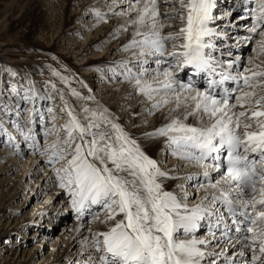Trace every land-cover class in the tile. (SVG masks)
Returning <instances> with one entry per match:
<instances>
[{
    "label": "snow or ice",
    "instance_id": "snow-or-ice-1",
    "mask_svg": "<svg viewBox=\"0 0 264 264\" xmlns=\"http://www.w3.org/2000/svg\"><path fill=\"white\" fill-rule=\"evenodd\" d=\"M241 3L251 23L232 37L229 18ZM217 6L106 0L107 11L89 9L97 23L123 18L110 35L127 36L118 49L127 56L95 70L128 83L148 116L162 113L160 126L139 136L67 66L46 65L55 79L41 87L25 77L0 99L50 166L78 233L91 217L75 264H264V0H237L220 15ZM249 45L247 57L234 55ZM161 142L160 154L180 163L151 153Z\"/></svg>",
    "mask_w": 264,
    "mask_h": 264
},
{
    "label": "rangeland",
    "instance_id": "rangeland-1",
    "mask_svg": "<svg viewBox=\"0 0 264 264\" xmlns=\"http://www.w3.org/2000/svg\"><path fill=\"white\" fill-rule=\"evenodd\" d=\"M89 1L91 0H75L73 4L69 5L67 3L69 0H65V2L64 0H60L62 5L58 7L57 12L59 14L54 12L53 15L51 12H47L49 6L41 7V9L37 7L35 4L37 0H0V99L7 102L9 97L13 95L10 90V84L23 85L26 83L25 77H30L37 82L38 86L42 87V82L45 78H52L48 68L45 66L51 65L54 68H60L63 65L67 66L70 72L78 79L87 83L93 89L92 95L95 96V101L107 106L116 116L120 117L121 123L131 130L133 134L148 131L154 126V117L160 112L148 116L147 112H142L143 108L146 107L144 106L146 105L144 99L140 98V95H130L129 93L133 90L130 86H127L128 83L112 78L110 72L100 73L95 70L96 68H106L110 66L111 61L120 60L122 57L127 56V53L116 52L120 41L125 42L127 36H121L119 38L120 41L115 43V40H104L105 34L102 35V30L104 27H107V22L115 19L118 20L117 22H120L123 18L110 16L107 22L97 23L93 27L89 25L88 27L84 26L88 24L86 19L88 13L85 12H90L88 9L91 7H98L97 3L91 4ZM108 2L110 3L111 0H108ZM221 2V6L216 9L217 15L234 8L235 0H221ZM85 4H88L87 9L83 8ZM74 6L80 9L76 10ZM100 9L107 11L104 6H101ZM91 15L92 18L90 19L96 21L95 16ZM229 19L232 21L233 27L237 26L240 28L242 25H238L240 22L242 23V16L235 11H232ZM247 23L249 25V21ZM229 34L232 37H236L232 32ZM67 37H69L68 39L71 42L66 40ZM99 40L101 41L98 44L87 47L92 41L97 42ZM234 42V40L227 41V43ZM250 48L251 45L248 48L241 47L237 51L242 50L244 57L249 54ZM244 52L247 54L245 55ZM52 57H56V60H53ZM99 57L103 58H101V62L103 63L97 66L92 61ZM85 63L88 64L86 65ZM82 65H85V68ZM5 68H11L17 73V76L11 77L7 71H4ZM41 70L43 74H41ZM97 73L100 75L98 77L99 82L104 83V89L100 90L96 87L95 79L97 78ZM82 91L87 93L86 89ZM132 96L138 99L136 101L130 99ZM16 99V97H13V104ZM133 102H136V104L133 105ZM126 106L130 107V109ZM28 107H31V105H28ZM132 107H135L137 111V114L134 116L127 114ZM165 110L167 111V109ZM14 115V111L11 114H5L0 110V122L3 123V128L0 129V144L9 149L8 145L10 141L8 135L6 136L4 132V129H8L7 132L15 137L11 142L15 143V141L20 139L19 149L22 150L20 156L0 161V211H5L6 215H9L7 220L10 222L8 225L0 222V264H51V253L61 249L65 250V259L72 260L71 256L78 257L79 250L76 251L75 249L72 251L74 245H71V249L67 252L66 248L70 245V237H64L62 243L57 238L60 237L59 232L63 225L68 227L77 224L76 214L68 202V197L63 194L61 189L53 187L52 180L49 177L54 179V176L50 166L44 165L45 158L38 154H33L32 150L29 149L13 126V129L11 126L8 128L9 125H12L11 121L16 119ZM135 119H138L136 123ZM38 120L39 118L37 117V132L40 131ZM134 123L135 125L138 124L139 127L132 128ZM40 139L41 143H43V138L41 137ZM11 147L7 151L10 152L12 150ZM155 156L159 159L161 158L158 155ZM34 158L36 159L35 164L39 166L36 173L33 174L34 177L31 179L32 182L30 184L34 193L27 196L30 188L24 190V187L20 186L19 191H17L16 196L13 198V196H10L13 186L17 184L21 176H24L27 170L26 167L32 164L30 161ZM10 159H14V162L11 163ZM175 162L173 159L169 161V163ZM41 168L44 170L41 171ZM46 178L48 179V184L51 185L47 188L41 187L42 192L38 191L36 193L34 188L36 186L39 187L40 183ZM49 196H52V198L49 199ZM62 207L65 209L66 215L64 223L55 220L60 218V216L54 217L55 214H52L46 225L45 223L43 226L37 225L39 221L33 224L34 222L31 218L34 213H37V216L40 217V212L44 209L52 210ZM86 218L89 219L90 216ZM28 219L30 221L28 229L20 231V225ZM9 224H11L10 228ZM39 226H42L43 231H38ZM11 229L13 232L8 236L6 232ZM47 232H50V235L45 237V233ZM7 236L9 239H6ZM20 245L21 255L17 254L14 260H10L11 253L19 251L16 247Z\"/></svg>",
    "mask_w": 264,
    "mask_h": 264
},
{
    "label": "bare ground",
    "instance_id": "bare-ground-1",
    "mask_svg": "<svg viewBox=\"0 0 264 264\" xmlns=\"http://www.w3.org/2000/svg\"><path fill=\"white\" fill-rule=\"evenodd\" d=\"M74 1L75 0H69V2H67L69 5H71V4H73L74 3ZM64 2H65V0H64ZM105 2H106V0H91V1H89V3H91V4H95V3H97L98 4V7L97 8H100L101 6H104V4H105ZM236 3H237V0H235V5H236ZM36 4V6L37 7H39L40 9H41V7H47V6H49L48 7V9H47V12H51L53 15H54V12H57L58 11V7L60 6V5H62L61 3H60V0H37V3H35ZM221 4H222V2H221V0H218V6L217 7H220L221 6ZM90 5V4H89ZM87 6H88V4L86 5L85 4V6H83V8L85 9H87ZM75 7V6H74ZM90 7V6H89ZM76 8V10L77 9H80V8H78V7H75ZM53 10V11H52ZM89 10V9H88ZM40 11V10H39ZM43 11V10H42ZM44 12H46V11H44ZM61 12H63V11H61ZM41 13V12H40ZM58 14H59V12H57ZM85 13H88V15L86 16V19H87V22H88V24L87 25H84V26H87L88 27V25L89 26H91V27H93V26H95V24H97V22L96 21H94L93 19H90V18H92V13L91 12H85ZM55 17V16H54ZM88 17H89V19H88ZM74 18H76V17H74ZM118 18V17H117ZM249 19L250 18H246V17H244V18H242V23L240 22V24H238V25H241L240 26V28H238L237 26L236 27H233V26H231L230 28H229V33H234L235 35H236V37L237 36H244V35H246L247 33L245 32V27L248 25V23H247V21H249ZM118 20L117 19H115V20H112V21H110V22H107V24H106V26L107 27H104V29L102 30V35L103 34H105V39L104 40H115L114 42L116 43V42H119L120 40L118 39V41H117V39H113L112 38V36L110 35V33H112V31H113V29L117 26V24H119L120 22H122V20L120 21V22H117ZM68 22V21H67ZM243 22H245L244 24H243ZM247 24V25H246ZM86 27V28H87ZM63 36H65L64 34H63ZM67 36V35H66ZM125 37V36H124ZM69 37H67V41H70L71 42V40H69L68 39ZM101 40H99V41H97V42H93L92 41V43H89L88 44V46L87 47H91L93 44L94 45H96V44H98L99 42H100ZM91 42V41H90ZM126 42V41H125ZM125 42H122V41H120V43L118 44V46H117V50H116V52H119L118 51V49L120 48V46L123 44V43H125ZM98 46V45H97ZM250 46V45H249ZM248 46V47H249ZM247 47V48H248ZM244 51H245V49H244ZM249 52V51H248ZM244 54L246 55L247 53L246 52H244ZM234 55H241L242 57H243V52H242V50H239V51H237V50H234ZM244 57H247V56H244ZM102 57H99V58H96V59H94V61H92V62H95V64L98 66V65H100V64H102L103 62H101V60L103 59H101ZM105 62V61H104ZM86 65L88 64V63H85ZM95 65V66H96ZM85 65H82V67H84ZM85 68V67H84ZM93 69V68H92ZM82 70V69H81ZM86 71V70H85ZM95 71V70H94ZM89 74V73H88ZM100 75H99V73H97V78L95 79V83H96V87H98L100 90L101 89H104V86H103V82H99V77ZM185 79H186V77H185ZM106 82V81H105ZM112 84V83H111ZM94 86V85H93ZM126 86V85H125ZM127 86H129V85H127ZM95 87V88H96ZM123 88V87H122ZM124 91H126V90H124ZM110 92V91H109ZM132 92V91H131ZM130 92V93H131ZM129 93V94H130ZM120 95V94H119ZM135 98V99H134ZM140 98H142V99H144L143 97H140ZM130 99H133L134 101H136L138 98L137 97H133L132 96V98H130ZM138 103V102H137ZM146 103V102H145ZM128 104H130V103H128ZM136 104V102H133V105H135ZM139 105V104H138ZM137 106V105H136ZM135 106V107H136ZM144 106H146V105H144ZM126 107H128V106H126ZM131 108V110H129V112L127 113V114H130L131 116H134L135 114H137V111H136V108ZM129 109H130V107H128ZM145 108L146 107H144L143 108V111L142 112H144V113H146V111H145ZM127 109V108H126ZM141 110V109H140ZM166 111V110H165ZM127 112V111H126ZM140 112V111H139ZM14 117L16 118V116L14 115ZM131 118H133V117H131ZM155 121L153 122L154 123V126H152V128H154V127H159L160 126V124L163 122V116H162V113L160 112L159 114H157L155 117ZM128 119V118H127ZM136 120H138V119H135V123H136ZM135 123L132 125V128H133V126L135 125ZM138 125V124H137ZM12 127V125H9L8 126V128L9 127ZM131 128V127H130ZM131 128V129H132ZM151 128V129H152ZM12 129H13V127H12ZM150 129V130H151ZM8 130V129H7ZM15 130V129H14ZM150 130H148V131H150ZM10 132H11V129H10ZM141 133V132H140ZM140 133H136V134H134V135H137V136H139L140 135ZM7 136V135H6ZM19 141H20V139H18V141H15V143H12L11 141H10V143H9V149H10V146H12L13 148H14V146L17 144V143H19ZM4 143H6V142H4ZM8 143V142H7ZM143 143V142H142ZM160 146V147H159ZM11 147V149L12 150H10V152L9 151H7V150H9L7 147H5L3 144H0V161H2V160H7V159H9L10 157H17V156H20V154H22V150L21 149H13ZM164 147V145H163V143L161 142L158 146L157 145H153L152 147H151V149H150V151H151V153L155 156V155H158V156H160L161 158L160 159H167L168 160V165L169 166H171V165H173V164H177V163H180L178 160H176L175 158H173V157H165V156H163V155H161L160 154V149L161 148H163ZM171 159H173L174 161H176L175 163H169V161L171 160ZM29 160H31V159H29ZM35 161H36V159L34 158L33 160H31L30 162L32 163L30 166H27L26 167V171H25V174H24V176H21V178H20V180L17 182V184L16 185H14L13 186V190H12V192H10V196H13V198L16 196V194H17V191H19V187L21 186V187H24V190L25 189H29V191L27 192V196L28 195H30V194H33L34 192H33V188H31V186H30V184H31V179L34 177L33 176V174L34 173H36V171L38 170V168H39V166L37 165V164H35ZM10 162L12 163V162H14V159H10ZM190 170H193V169H185V171H190ZM48 173V172H47ZM33 184V183H32ZM39 185V184H38ZM49 185H51V184H48V179L46 178L44 181H42L41 183H40V185H39V187H35L34 188V191H36V193L39 191V192H42V190H41V187L42 188H47V187H49ZM20 189H22V188H20ZM23 190V189H22ZM36 196V195H35ZM34 196V197H35ZM53 196V195H52ZM52 196H49L48 198L50 199V198H52ZM55 196V195H54ZM33 197V198H34ZM52 201V200H51ZM53 202V201H52ZM53 206V205H52ZM45 210V211H44ZM43 211H41L40 213H41V215H40V217L39 216H37L38 214L37 213H31V214H33V216H32V220H33V224H36L38 221H39V223H37V225H42L43 226V224L45 223V225H46V223H48L49 222V218H51L50 217V215H52V214H55V216L54 217H59L60 216V218H58V219H55V220H57V221H62L63 223L66 221V215H65V209L62 207V208H59V209H56V208H54V209H52V210H48V209H44ZM57 215V216H56ZM8 216L9 215H6V213H5V211H0V222H4V224L5 225H8V223H10L7 219H8ZM39 217V218H38ZM86 217H88V216H86ZM85 217V227L84 228H82L81 229V231L78 233L77 231H76V229H77V227L80 225V221H78L77 222V224L75 225V224H73V225H70V226H68V227H65L64 225H63V227L61 228V231L59 232L60 233V237L59 238H57L58 240H60V242L62 243V239L64 238V237H70V245L66 248V250H67V252L71 249V245H74V249H72V251L73 250H75L76 249V251H80V241H81V239L83 238V236H87L88 235V232H87V223H86V221L87 220H89V219H91V217L88 219V218H86ZM30 219V220H31ZM38 219V220H37ZM31 220V221H32ZM6 221V222H5ZM36 221V222H35ZM12 223V222H11ZM94 224V225H93ZM92 225H91V227L92 228H96V229H101V228H104V227H106V225H101V224H98V223H93ZM29 225H30V221H29V219L28 220H25V221H23V223L20 225V227H19V229H20V231H23V230H26V229H28V227H29ZM42 226H39L38 227V231L40 230V232H41V230L43 231V228H42ZM51 226V225H50ZM11 227V224H9V228ZM12 229L10 230V231H7L6 233L8 234V236H10V234H12ZM40 235V234H39ZM50 235V232L48 233H45V237H48ZM7 236V238L6 239H9V237ZM23 238V237H22ZM57 241V240H56ZM55 241V242H56ZM4 243V242H3ZM22 244V243H21ZM14 246H16V245H14ZM21 245L20 246H18V247H16V249L17 250H19V251H13V253H11V259L10 260H14L15 259V257L17 256V254H20L21 255ZM9 251H11V250H9ZM15 252V253H14ZM37 256V255H36ZM66 253H65V250H63V249H61V250H58V251H54V252H52L51 253V260H52V262H51V264H61L62 262H64V263H62V264H75V261L79 258V257H74V256H71V258H72V260L71 259H65L66 257ZM70 258V257H69ZM34 261H35V259H33ZM36 262V261H35ZM19 264V263H18ZM21 264V263H20Z\"/></svg>",
    "mask_w": 264,
    "mask_h": 264
}]
</instances>
